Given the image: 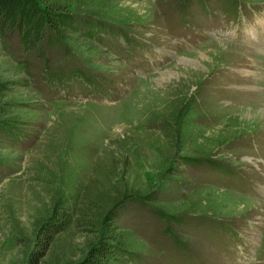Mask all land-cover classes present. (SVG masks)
Masks as SVG:
<instances>
[{
	"label": "rangeland",
	"instance_id": "rangeland-1",
	"mask_svg": "<svg viewBox=\"0 0 264 264\" xmlns=\"http://www.w3.org/2000/svg\"><path fill=\"white\" fill-rule=\"evenodd\" d=\"M34 1L71 22L0 34V264H264V0Z\"/></svg>",
	"mask_w": 264,
	"mask_h": 264
},
{
	"label": "trees",
	"instance_id": "trees-1",
	"mask_svg": "<svg viewBox=\"0 0 264 264\" xmlns=\"http://www.w3.org/2000/svg\"><path fill=\"white\" fill-rule=\"evenodd\" d=\"M38 8L39 5L34 0H0V34H3L6 30L17 28L18 32L22 35L33 29L35 25L41 27L44 22L46 24L47 20L52 25H59L64 21L71 22L70 16H66L64 17L65 20H58L57 22V19L51 15L48 16V14L46 15L43 12L40 14L41 12ZM44 18H46V21ZM2 91L3 86L0 82V94ZM67 223L68 219L65 214L57 212L53 214L39 230L38 252H41L46 246L52 245L56 235L65 229ZM112 247L113 245L111 244L107 246L104 244L95 248L91 252L86 264H104L111 256L109 249Z\"/></svg>",
	"mask_w": 264,
	"mask_h": 264
},
{
	"label": "bare ground",
	"instance_id": "bare-ground-1",
	"mask_svg": "<svg viewBox=\"0 0 264 264\" xmlns=\"http://www.w3.org/2000/svg\"><path fill=\"white\" fill-rule=\"evenodd\" d=\"M256 37V36H255ZM257 38V37H256ZM182 61H184V58H180V59H178L177 60V62H182ZM174 64V63H173ZM189 65V67L190 68H197L198 67V64H196L195 62H190V63H188ZM185 66V65H184ZM168 67H170V66H168ZM167 69V68H166ZM165 69V70H166ZM164 71V70H163ZM162 72V71H161Z\"/></svg>",
	"mask_w": 264,
	"mask_h": 264
}]
</instances>
